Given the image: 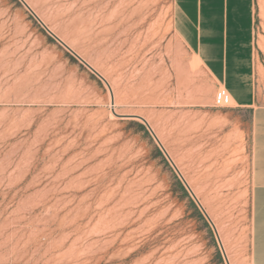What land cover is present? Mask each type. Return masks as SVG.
Wrapping results in <instances>:
<instances>
[{
    "label": "rangeland",
    "instance_id": "374dc122",
    "mask_svg": "<svg viewBox=\"0 0 264 264\" xmlns=\"http://www.w3.org/2000/svg\"><path fill=\"white\" fill-rule=\"evenodd\" d=\"M24 2L114 106L18 0H0V264H225L135 117L228 262L251 264L250 114L218 90L220 108L193 104L207 90L173 0Z\"/></svg>",
    "mask_w": 264,
    "mask_h": 264
},
{
    "label": "crops",
    "instance_id": "0c3cea01",
    "mask_svg": "<svg viewBox=\"0 0 264 264\" xmlns=\"http://www.w3.org/2000/svg\"><path fill=\"white\" fill-rule=\"evenodd\" d=\"M211 5L214 7L218 5V7L210 8ZM192 7L194 8L192 9ZM211 14L214 17L218 16L217 23L215 20L214 24L213 22L209 23L214 19ZM226 21L232 22L230 26ZM221 22L223 23L220 24ZM215 23V28H211V25H215ZM205 24L209 25L208 29H211L209 31L213 33L208 31V35ZM171 26L174 35L188 54L199 61V65H197L203 74L199 78L203 83L200 86H205L207 90L205 103L200 104V97L194 94L193 104L205 108H220L215 105V102L213 105L214 91L216 93L218 90L228 98L227 108L248 111L250 114L251 224L249 259L251 264H264V95L260 97L255 89L257 63L262 66L264 71V51L259 46L258 0H173ZM217 31L219 33H216ZM230 102L233 106H230Z\"/></svg>",
    "mask_w": 264,
    "mask_h": 264
},
{
    "label": "water",
    "instance_id": "95a60500",
    "mask_svg": "<svg viewBox=\"0 0 264 264\" xmlns=\"http://www.w3.org/2000/svg\"><path fill=\"white\" fill-rule=\"evenodd\" d=\"M20 2V4L30 13V15L35 19V21L41 26V28L44 29V31L48 34V36H50L52 39H54L56 41L57 44H59L67 53H69L75 60H77L83 67H85L92 75H94L95 77H97L100 81H102L108 88L109 92H110V88L109 85L107 84V82L103 79V77L97 73L89 64H87L81 57H79L73 50H71L67 45H65L57 36H55L42 22L41 20L35 15V13L28 7V5L23 1V0H18ZM111 95V103L113 102V97L112 94L110 92ZM137 120H139L147 129V131L150 133V135L152 136V138L154 139V141L157 143V145L159 146L160 150L163 152V154L165 155L166 159L169 161V163L171 164V166L173 167V169L175 170V172L177 173V176L179 177L180 181L182 182V184L184 185V187L186 188V190L188 191L189 195L191 196L192 200L194 201V203L196 204L197 208L200 210V212L203 214V216L205 217V219L207 220V222L209 223V225L212 227V230L216 236L219 248H220V252L222 254L223 260L225 262V264H229L227 258L225 257V254L222 250L219 238L217 236V232L215 230V227L213 225V223L211 222V220L209 219V217L207 216V214L205 213V211L203 210L202 206L200 205V203L198 202V200L194 197L193 193L191 192V190L189 189V187L187 186L186 182L182 179L180 173L176 170V168L174 167L173 163L171 162V160L169 159V157L167 156L166 152L164 151V149L162 148L161 144L159 143V141L157 140L155 134L153 133V131L151 130V128L149 127L148 123L140 118V117H135Z\"/></svg>",
    "mask_w": 264,
    "mask_h": 264
},
{
    "label": "bare ground",
    "instance_id": "6f19581e",
    "mask_svg": "<svg viewBox=\"0 0 264 264\" xmlns=\"http://www.w3.org/2000/svg\"><path fill=\"white\" fill-rule=\"evenodd\" d=\"M24 1V0H23ZM191 1V0H190ZM193 1V0H192ZM218 1V0H217ZM209 2V1H208ZM193 3V2H192ZM213 3V2H212ZM221 3V2H220ZM220 3H218V4H220ZM228 3V2H227ZM210 4V3H209ZM215 4V3H214ZM234 4L236 5V3L234 2ZM216 8V7H218V5L217 6H215L214 7V5L212 6H210V8ZM228 7V6H227ZM239 7V6H238ZM194 7H192V9H193ZM240 9V8H239ZM191 10V9H190ZM228 10H230V9H228ZM227 10V11H228ZM233 10V9H232ZM195 11V10H194ZM226 11V12H227ZM223 13V12H222ZM196 14V13H195ZM212 14H213V12H212ZM212 14H211V16H212ZM215 14V13H214ZM238 14H239V12L237 13V16H238ZM209 15H210V13H209ZM235 16H236V13H235ZM261 18L264 20V5H262V7H261ZM212 17H214V16H212ZM221 17H222V15H221ZM211 18V17H210ZM234 18V17H233ZM232 18V19H233ZM226 19H229V18H226ZM214 20L216 21V23H217V21H218V16H216L215 15V17H214V19L212 20V21H210L209 23H212L213 22V24H214ZM231 20V19H230ZM234 20V19H233ZM226 22H228V21H226ZM231 22V21H230ZM216 23H215V25H211L212 27L211 28H215V26H216ZM223 22H221L220 24H222ZM229 23V22H228ZM228 23H226V24H228ZM232 23V22H231ZM231 23H229V26H230V24ZM201 25H202V23H201ZM200 25V26H201ZM206 25V24H205ZM207 26V33H208V35H209V32L210 33H213L212 31H209V30H211V29H208V26L209 25H206ZM217 26L219 27V25L217 24ZM227 26V25H226ZM229 26H227V27H229ZM217 27V28H218ZM226 27V29H229V28H227ZM191 28V27H190ZM202 28H203V25H202ZM206 28V27H205ZM233 30H235V28L233 27ZM51 31V30H50ZM209 31V32H208ZM215 32V31H214ZM221 32V31H220ZM230 32H232V31H230ZM203 33V32H202ZM216 33H219V31H217ZM215 33V35H217ZM221 33H223V32H221ZM220 33V34H221ZM208 35H207V39H208ZM213 35V34H212ZM219 36V35H218ZM221 36H222V34H221ZM227 36H228V34H227ZM226 36V37H227ZM210 38V37H209ZM212 38V37H211ZM210 38V39H211ZM217 39H218V37H217ZM62 40V39H61ZM216 40V39H215ZM223 40V39H222ZM210 41V40H209ZM208 41V42H209ZM220 41V40H219ZM216 42H217V40H216ZM218 43V42H217ZM215 44V43H214ZM220 45H221V43H219ZM66 45V44H65ZM259 45V44H258ZM260 48H261V50H263L264 51V42H262V43H260ZM195 47V46H194ZM222 49V48H221ZM210 50H212L211 48H210ZM222 53V52H221ZM212 54H213V51H212ZM219 56V55H218ZM195 63L196 64H199V61H197V59L195 58ZM104 79V78H103ZM105 80V79H104ZM106 81V80H105ZM107 82V81H106ZM108 84V83H107ZM109 88H110V92H111V94L113 95V90H112V88L110 87V85H109ZM109 92V93H110ZM115 94V93H114ZM110 95V94H109ZM110 97H111V95H110ZM232 103V102H231ZM113 106H114V101H113V104H112ZM112 106V107H113ZM149 125V124H148ZM149 127L151 128V126L149 125ZM151 130L153 131V129L151 128ZM154 132V131H153ZM157 140L159 141V143L161 144V146H162V148L164 149V151L166 152V154H167V156L169 157V159L171 160V162L173 163V165H174V167L176 168V170L180 173V175H181V177H182V179L186 182V180H185V178H184V176H183V174L181 173V171L179 170V168L177 167V165H176V163L174 162V160L171 158V156L169 155V153L167 152V150L165 149V147L163 146V144L161 143V141L157 138ZM186 184H187V186L189 187V189L191 190V192L193 193V195H194V197L196 198V199H198L197 198V196L195 195V193L193 192V190L191 189V187L189 186V184L186 182ZM204 209V208H203ZM224 252V251H223ZM229 264H230V262H228Z\"/></svg>",
    "mask_w": 264,
    "mask_h": 264
},
{
    "label": "trees",
    "instance_id": "16d2710c",
    "mask_svg": "<svg viewBox=\"0 0 264 264\" xmlns=\"http://www.w3.org/2000/svg\"><path fill=\"white\" fill-rule=\"evenodd\" d=\"M48 40L50 41V42H52L53 43V40L51 39V38H49L48 37ZM67 55V54H66ZM67 57L70 59V61L71 62H73V63H76V61L72 58V57H70L69 55H67ZM81 67V66H80ZM182 188V187H181ZM182 190H183V192H184V189L182 188ZM185 193V192H184ZM192 204V203H191ZM192 206L195 208V206L192 204ZM195 211L197 212V209L195 208ZM198 213V212H197ZM198 216L201 218V215L198 213Z\"/></svg>",
    "mask_w": 264,
    "mask_h": 264
},
{
    "label": "built area",
    "instance_id": "2783aa9c",
    "mask_svg": "<svg viewBox=\"0 0 264 264\" xmlns=\"http://www.w3.org/2000/svg\"><path fill=\"white\" fill-rule=\"evenodd\" d=\"M219 99L224 103H228V98L222 93V91H219Z\"/></svg>",
    "mask_w": 264,
    "mask_h": 264
}]
</instances>
